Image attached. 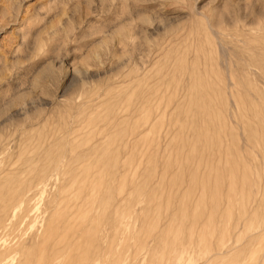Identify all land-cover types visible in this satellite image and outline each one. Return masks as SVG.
I'll return each mask as SVG.
<instances>
[{
    "label": "rangeland",
    "instance_id": "1",
    "mask_svg": "<svg viewBox=\"0 0 264 264\" xmlns=\"http://www.w3.org/2000/svg\"><path fill=\"white\" fill-rule=\"evenodd\" d=\"M0 264H264V0H0Z\"/></svg>",
    "mask_w": 264,
    "mask_h": 264
}]
</instances>
